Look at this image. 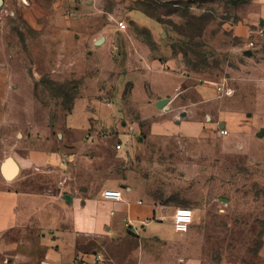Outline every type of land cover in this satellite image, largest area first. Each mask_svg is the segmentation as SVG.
<instances>
[{
  "label": "rangeland",
  "instance_id": "1",
  "mask_svg": "<svg viewBox=\"0 0 264 264\" xmlns=\"http://www.w3.org/2000/svg\"><path fill=\"white\" fill-rule=\"evenodd\" d=\"M137 1L108 0L97 15V36H111L114 45L96 63L84 48H63L58 28L69 15L34 16L30 0H3L0 72L9 78L0 100V167L7 157L25 153L28 140L52 135L58 146L67 120L77 136L89 122L85 139L98 138L86 151L97 158L91 168L111 179H129L161 218L170 219L178 208L194 212L186 234L168 221L162 224L168 238L135 239L117 258L264 264L260 0ZM141 7L154 17L143 15L156 35L131 24L129 11ZM34 17L38 29L32 27ZM120 22L125 31L117 29ZM129 41L144 46L133 57L126 51ZM149 50L141 63L139 53ZM162 97L170 99L169 110L156 107ZM183 112L188 115L181 118ZM222 123L229 126L221 128ZM221 129L229 135L222 136ZM88 169L83 165L82 173Z\"/></svg>",
  "mask_w": 264,
  "mask_h": 264
},
{
  "label": "crops",
  "instance_id": "2",
  "mask_svg": "<svg viewBox=\"0 0 264 264\" xmlns=\"http://www.w3.org/2000/svg\"><path fill=\"white\" fill-rule=\"evenodd\" d=\"M107 3L108 0H30V7L34 16L69 15L63 28H58L63 48H74L72 52L76 47L84 48L91 61L98 63L101 53H108L114 45L108 35L103 37L102 44L107 41L103 48L102 44L96 45L100 39L97 15L106 10ZM143 15L152 20L139 9L128 13L133 26L156 35ZM260 16L264 19V0H260ZM32 20L34 29L41 27L36 17ZM138 46L144 47L139 41L126 43L130 57ZM151 53L152 50L139 53L140 62H147ZM8 78V73L0 72V100L6 94ZM167 100L165 109L169 110L170 99ZM87 124L83 135L77 136L79 131L67 120L65 131L57 136L58 146H54L52 135L34 142L28 140L25 153L13 157L20 167L18 176L7 182L0 174V264H146L144 260L126 262L116 256L127 254L125 244L135 239L168 238L162 224L170 221L172 225L171 218H161L159 208L143 200L129 179H111L91 168L97 158L86 151L94 147L98 138L85 139L90 130ZM121 155L119 151L115 153L117 158ZM83 165L89 168L84 173ZM108 190L121 191L122 200L106 199L103 194Z\"/></svg>",
  "mask_w": 264,
  "mask_h": 264
},
{
  "label": "built area",
  "instance_id": "3",
  "mask_svg": "<svg viewBox=\"0 0 264 264\" xmlns=\"http://www.w3.org/2000/svg\"><path fill=\"white\" fill-rule=\"evenodd\" d=\"M118 28L121 31H125L127 29V26L124 22H120V23H118ZM221 135L222 136H228L229 133L227 130L221 129ZM117 149L120 150L121 145H118ZM103 196L106 199H110L113 201L122 200V192L121 191L108 190V191L104 192ZM193 219H194V212L191 209H189V208H178L174 212L173 216L171 217V222H172V226H173L174 230L179 235H183L189 231V229L193 223ZM96 260L99 262L100 257L97 256Z\"/></svg>",
  "mask_w": 264,
  "mask_h": 264
},
{
  "label": "water",
  "instance_id": "4",
  "mask_svg": "<svg viewBox=\"0 0 264 264\" xmlns=\"http://www.w3.org/2000/svg\"><path fill=\"white\" fill-rule=\"evenodd\" d=\"M3 5V0H0V7ZM104 42V38H100L96 45L99 46L101 45L102 43ZM246 55L248 56H251L252 55V52L251 51H248L246 52ZM169 100L167 99H163V100H160L158 103H157V107L158 109H163V108H167V104H168ZM187 116V113L186 112H183L182 114H180V117L181 118H184ZM221 128L224 127V124H222L220 126ZM264 133V130L261 129V131L258 133V136H262ZM20 172V167L18 165V163L16 162V160L13 158V157H7L1 167H0V174L2 176V178L4 180H6L7 182H11L13 181L19 174ZM129 233L134 235V233L129 230Z\"/></svg>",
  "mask_w": 264,
  "mask_h": 264
},
{
  "label": "trees",
  "instance_id": "5",
  "mask_svg": "<svg viewBox=\"0 0 264 264\" xmlns=\"http://www.w3.org/2000/svg\"><path fill=\"white\" fill-rule=\"evenodd\" d=\"M142 4L141 3H138V5ZM141 12H143L146 16H148L149 18H154L149 12H147L144 8H138Z\"/></svg>",
  "mask_w": 264,
  "mask_h": 264
}]
</instances>
